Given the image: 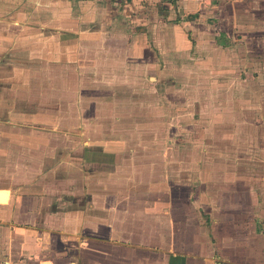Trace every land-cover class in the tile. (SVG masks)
Returning a JSON list of instances; mask_svg holds the SVG:
<instances>
[{"label":"crops","instance_id":"obj_1","mask_svg":"<svg viewBox=\"0 0 264 264\" xmlns=\"http://www.w3.org/2000/svg\"><path fill=\"white\" fill-rule=\"evenodd\" d=\"M262 1L0 0V264H264V152L200 153L193 233L152 121L197 90L201 145L253 131Z\"/></svg>","mask_w":264,"mask_h":264},{"label":"rangeland","instance_id":"obj_2","mask_svg":"<svg viewBox=\"0 0 264 264\" xmlns=\"http://www.w3.org/2000/svg\"><path fill=\"white\" fill-rule=\"evenodd\" d=\"M256 7L260 10H263L264 14V1L260 2L259 4H256ZM260 20V19H259ZM255 21V20H254ZM258 21V20H257ZM262 22H260V26L262 28V31H264V18L261 19ZM253 42H251L252 52H253V59H252V77H253V90H259L263 93L262 101H264V32L260 33H254L253 34ZM261 41V42H260ZM247 82V81H246ZM245 82V83H246ZM177 88H180V85L176 86ZM175 87V88H176ZM174 89V94L176 97L180 96L179 93H177ZM194 93H190L189 98L186 102L182 99H178L175 96L172 100V112H169L170 106L169 103H164L163 99H159L157 102V110L158 112L162 110L160 107L163 105L169 106V109L166 107L167 114H165V110L162 114H156V119H153L152 121H155L157 123V126L159 127L158 130L155 132L157 135L156 143L157 145L154 146L156 149V153L158 155L167 154L173 156L172 157V165H173V174L171 177V180L173 181L174 186V216L176 219H182L180 216L184 212V201L189 200L191 203H193L190 207V210L188 212V216L190 218L191 228L193 230V233H195V230L200 228V220H197L196 217L198 214V211L195 208L194 203L195 197L198 198V192H197V186L198 181H200V176L197 177L198 172H200V153H207V154H236V155H244L246 153L253 154V161H258V164L260 163L261 156L260 153L264 152V112L260 114H253L252 120H253V131H249L248 127L245 129V127L238 128L237 131H234L235 134H232V138L234 141V138L236 140L237 145L234 144V142H229L226 139L221 138V143L217 141V137L215 135L214 140L208 139L206 140L205 145H201L200 143L203 139V137H206L207 134L213 133L209 127L206 125L205 127H200V92L195 90ZM260 92H256L257 96H260ZM142 100H148L147 98H144ZM162 101V102H161ZM183 101V104L181 103ZM256 102V100H254ZM261 104V99L257 103ZM185 106H188V110L184 113L182 112ZM264 106V104H263ZM262 106V107H263ZM162 115V116H160ZM139 120L143 123L145 118L138 117ZM169 125V126H168ZM166 127V128H165ZM225 134L230 133L229 129H222ZM221 131V130H220ZM218 132V131H217ZM130 133V132H129ZM136 136L138 135L140 137H146L147 134H144V131H141L140 133L136 130L134 132ZM128 135V134H127ZM152 135V133H151ZM167 137V138H166ZM228 136H226L227 138ZM170 144L168 145V140L171 139ZM167 141V144L165 143ZM220 143V145L213 146L215 143ZM239 143V144H238ZM263 143V144H262ZM168 145V146H167ZM171 145V146H170ZM252 146V147H251ZM153 148V145L147 146V147H141L143 149L147 148ZM170 152L168 153L167 151ZM219 150V151H218ZM153 151L152 153H154ZM145 153H148V150L145 151ZM160 156H157V159H159ZM188 158V166H186L185 160ZM182 159L185 162V167L182 166L179 163V160ZM199 160V161H198ZM240 160H243V157H240L237 162H231L232 165L236 164V168H244L245 161L240 162ZM190 162V163H189ZM219 162V161H218ZM229 164V161H226ZM162 162L157 163V167L163 168ZM208 164V163H207ZM190 170V174H193V176H190L189 180L186 178L182 179V185L181 178L177 177V173L175 170H180L182 168H188ZM172 168V166H171ZM199 168V169H198ZM199 170V171H198ZM194 171V172H192ZM192 172V173H191ZM197 173V174H196ZM186 183H188V192L186 193ZM183 201V202H182ZM187 216V212L185 214ZM183 216V215H182ZM185 217V216H184ZM183 217V219H184ZM200 217V216H199ZM199 224V225H198Z\"/></svg>","mask_w":264,"mask_h":264}]
</instances>
